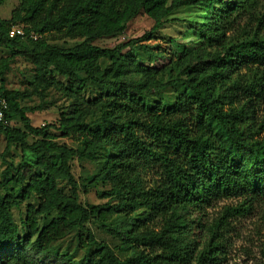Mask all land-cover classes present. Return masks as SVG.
<instances>
[{
  "label": "trees",
  "instance_id": "obj_1",
  "mask_svg": "<svg viewBox=\"0 0 264 264\" xmlns=\"http://www.w3.org/2000/svg\"><path fill=\"white\" fill-rule=\"evenodd\" d=\"M219 2L21 0L10 18L0 17V42L27 52L41 82H47L48 71L54 70L70 78L74 92L85 89L88 79L105 92L94 102L99 115L93 119H87L84 103L77 98L71 108L61 110L57 125L34 126L27 111L36 108L22 106L23 93L5 87L3 76L11 58L1 57L0 95L8 101L11 121L18 116L23 122V128L4 129L6 149L16 144L23 153L34 155L39 167L25 183L18 179L23 183L18 194L8 180L0 179V264H39L28 257V244L38 255L49 254L54 241L85 228L94 217L123 243L135 242L151 250L138 249L122 258L88 230L85 264L220 263L216 234L198 250L186 235L187 221L181 211L232 194L264 195V135L260 136L264 117L260 123L252 122L249 114L252 100L264 99V34L245 30L240 33L246 35L243 39L228 36L242 27V17L251 12L256 0L227 2L213 19L194 29L199 46L177 45V64L182 69L166 82L158 79L162 68H147L127 54L136 39L113 47L94 43L99 37L124 33L128 22L141 12L154 20L155 31L182 6L211 7ZM16 25L24 33L11 37L9 32ZM68 38L82 40L70 47L50 41ZM101 58L110 59L112 66L102 68ZM133 64L136 72H145L143 79H128ZM169 85L180 87L173 103L148 100ZM50 126L80 145L57 142L48 131ZM30 134L39 138L30 142ZM76 156L101 159V170L91 184L109 185L100 191L107 198L105 203L84 205L79 200L70 165ZM154 168L158 171L148 186L145 176ZM61 180L70 185L69 192L58 186ZM33 194L43 200L37 208L30 204L22 219L29 234L36 235L31 240L21 234L13 209ZM52 212L56 215L39 227L38 214ZM146 213L150 219L155 214L165 219L160 231L146 222ZM113 221L129 226L125 235L110 225Z\"/></svg>",
  "mask_w": 264,
  "mask_h": 264
},
{
  "label": "rangeland",
  "instance_id": "obj_2",
  "mask_svg": "<svg viewBox=\"0 0 264 264\" xmlns=\"http://www.w3.org/2000/svg\"><path fill=\"white\" fill-rule=\"evenodd\" d=\"M21 0H5L0 4V17L10 18L12 10L18 6ZM240 0H221L214 6L208 7L204 4L194 6H182L176 9L167 21L159 29L152 31L154 20L147 14L141 12L128 22L127 28L122 34L114 36L99 37L94 43L102 47H113L115 45L128 42L132 39L137 41L127 52L130 57L145 64V67L162 68L158 72V79L163 82L176 77L182 69L178 65L177 57L179 53L178 44H186L191 47H198L200 42L198 34L194 30L199 25L207 23L216 16L227 2H237ZM250 13L244 14L241 19V28L228 33L229 37L243 39L241 32H259L264 34V0H256V4L251 8ZM172 19H179L172 20ZM260 19H262L260 22ZM149 33L147 36L144 34ZM82 39H56L50 40L61 47H70L80 42ZM208 50H216L207 46ZM128 50V49H127ZM1 57H10L9 69L3 76L4 85L7 89L16 90L23 93L20 100L22 106L34 107L35 110H28L27 115L34 126L57 125L60 119L61 110L69 109L74 105L76 99L84 103L85 113L88 120L99 115L96 99L105 94L102 86L91 80H87V87L80 92H74L70 87V78L57 73L54 70L48 71L47 82H41L36 72V65L25 51H17L0 42ZM157 57L155 60H153ZM99 63L102 68L112 66V61L108 58H101ZM246 71V70H243ZM145 72L135 71L134 64L130 66L128 79L137 80L145 77ZM2 77L0 76V85ZM106 91V88L104 89ZM180 92V87L169 85L166 88L153 92L148 96L151 102L166 100L173 101ZM243 102V98L241 99ZM40 107V108H38ZM251 111L252 122L260 123L264 117V99L252 100ZM12 125L23 128V122L16 116L12 119ZM249 129V126L246 127ZM264 129V128H263ZM53 133L54 139L59 143H65L71 147H78L79 141L68 136H64L61 130L52 126L48 129ZM264 135L261 130L260 136ZM39 136L30 134V142ZM6 139L2 135L0 139V153L4 157L0 158V179L8 180L10 188L18 194L28 178L38 169L36 157L28 152L23 153L21 148L12 144L6 149ZM71 171L78 182L79 200L87 205L89 203L102 204L107 198L100 196V191L108 184L98 183L92 185V179L100 172L102 167L101 159L73 157L70 161ZM158 168L152 169L145 176V183L152 185ZM18 179L23 180L19 183ZM58 186L65 192H69L70 185L61 180ZM43 198L41 195L33 194L31 197L13 209L14 219L20 225L21 234L30 236L33 240L36 235L29 234L24 227L22 219L26 216L28 206L34 205L36 208ZM145 213V209H140ZM184 219L187 221L188 239L201 249L205 240L211 237L214 232L220 241L219 264H264V195L251 197L246 194H232L220 198H214L202 205H190L182 209ZM56 212L51 214H38L39 227L48 222ZM146 222L156 231H160L165 223V219L160 215H154L151 219L146 213ZM144 216V217H145ZM110 225L122 232L124 235L129 226L125 222L113 221ZM90 230L98 241L108 243L115 251L125 258L138 249L150 251L146 245H138L135 242L123 243V240L116 234L107 231L97 218H91L85 228H78L63 238L53 242V250L49 254H36L31 244L26 249L28 257L39 264H85L88 248L87 231ZM193 263V262H191ZM190 263V264H191ZM185 264V263H184ZM188 264V263H187Z\"/></svg>",
  "mask_w": 264,
  "mask_h": 264
},
{
  "label": "built area",
  "instance_id": "obj_3",
  "mask_svg": "<svg viewBox=\"0 0 264 264\" xmlns=\"http://www.w3.org/2000/svg\"><path fill=\"white\" fill-rule=\"evenodd\" d=\"M24 30L23 27L20 25L13 26L9 32V35L11 37L19 34H23ZM35 39L37 36H33ZM8 110V101L5 96L0 95V139L3 135V131L6 127L12 125L11 119L7 115Z\"/></svg>",
  "mask_w": 264,
  "mask_h": 264
}]
</instances>
